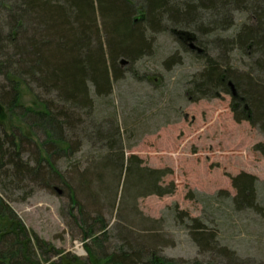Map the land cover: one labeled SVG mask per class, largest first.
<instances>
[{
	"label": "rangeland",
	"instance_id": "obj_1",
	"mask_svg": "<svg viewBox=\"0 0 264 264\" xmlns=\"http://www.w3.org/2000/svg\"><path fill=\"white\" fill-rule=\"evenodd\" d=\"M183 1L175 2L180 9ZM254 9L200 7L180 25L163 17L159 31L146 32L151 51L134 60L117 57L111 74L118 75L112 76L109 91L97 95L89 84L92 103L73 112L81 123L70 139L78 144L73 157L57 162L62 172L71 165L85 169L99 164L113 139L114 155L124 153L125 165L135 155L142 166L169 169L165 181L175 182L173 194L134 199L125 196L120 183L114 207L113 200L100 197L87 209L90 219L100 212L107 224L105 236L95 243L94 237L84 236L79 209L62 185L6 180L1 192L23 223L73 264H107L105 257L128 251L134 243L152 245L166 264H264V120L248 102L246 109L256 112L254 120H237L234 109L240 113L243 105L236 106L229 92L217 90L218 96L204 98L195 91L206 57L230 67L237 78L264 82V49L241 48L233 40L244 27L256 25ZM181 30L195 40L181 43ZM16 80L22 107L57 110L63 105L58 91L38 79ZM7 84L0 75V85ZM2 118L7 129L12 124L18 135L41 147L45 135L37 128L33 132L27 120L9 111ZM241 175L256 179L253 207L235 201L232 178ZM143 257L149 261L148 255ZM58 261L53 257L52 262Z\"/></svg>",
	"mask_w": 264,
	"mask_h": 264
},
{
	"label": "trees",
	"instance_id": "obj_2",
	"mask_svg": "<svg viewBox=\"0 0 264 264\" xmlns=\"http://www.w3.org/2000/svg\"><path fill=\"white\" fill-rule=\"evenodd\" d=\"M178 1L0 0V75L8 82L0 85L1 188L6 186V180L17 183L30 180L43 187L62 185L72 204L79 209L84 236L94 237L95 243L105 236L107 224L100 212L90 219L87 209L97 205L100 197L113 200L114 207L120 183L123 182L125 196L129 193L134 199L165 196L176 191L174 181H165L171 173L169 169L142 166V161L135 155L128 157L125 165L124 153L114 155L113 139L108 142L110 151L100 155L99 164L85 169L71 165L70 171L64 173L57 162L76 153L73 148L78 143L72 139L81 122L76 121L73 112L92 103L89 84L97 95L109 91L112 76L118 75L111 74L117 57L134 60L150 52L151 41L146 32L159 31L163 17L168 16L174 25H180L181 22L186 24L200 7L219 10L232 5H253L259 15L256 25L244 27L233 40L241 48L264 49V0H184L182 9L175 3ZM178 39L183 44L195 40L186 30ZM204 65L195 82V91L200 97L218 96L217 90L231 94L228 82L232 81L237 90L233 100L236 106L243 105L240 113L234 109L237 120H254L256 112L252 115L246 109L248 103L264 120V82L249 77L245 80L237 78L230 67L209 57L205 58ZM24 76L36 78L45 88L58 91L63 105L57 110L46 105L44 110L22 107L18 90L20 81L16 79L21 80ZM5 111L27 120L33 132L35 128L43 132L42 148L23 133L18 135L17 127L12 124V128L7 129L8 124L2 118ZM29 144L33 146L32 150L25 149ZM26 151L29 156L25 155ZM255 181L249 175L232 178L237 190V205H255ZM134 244L128 251L118 250L102 258L107 264H166V260L151 249L152 245ZM60 253L23 223L0 189V264H73ZM144 254L148 255L149 261L144 260ZM55 256L59 257L58 262H52Z\"/></svg>",
	"mask_w": 264,
	"mask_h": 264
},
{
	"label": "water",
	"instance_id": "obj_3",
	"mask_svg": "<svg viewBox=\"0 0 264 264\" xmlns=\"http://www.w3.org/2000/svg\"><path fill=\"white\" fill-rule=\"evenodd\" d=\"M190 41H192V40H190ZM190 47L193 50H197L198 52H201V49L200 48H197V46H195L194 44H190ZM228 86L230 87V91H231L232 97H236L237 96V90H236L235 85L233 84V82L232 81H229L228 82ZM60 193H61V191H60Z\"/></svg>",
	"mask_w": 264,
	"mask_h": 264
}]
</instances>
